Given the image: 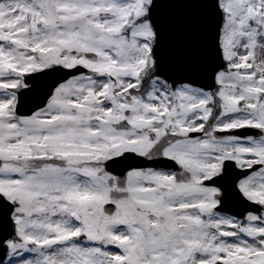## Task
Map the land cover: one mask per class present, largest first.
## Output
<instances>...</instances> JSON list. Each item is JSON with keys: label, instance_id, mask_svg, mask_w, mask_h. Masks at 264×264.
Returning <instances> with one entry per match:
<instances>
[{"label": "snow or ice", "instance_id": "obj_1", "mask_svg": "<svg viewBox=\"0 0 264 264\" xmlns=\"http://www.w3.org/2000/svg\"><path fill=\"white\" fill-rule=\"evenodd\" d=\"M0 264H264V0H0Z\"/></svg>", "mask_w": 264, "mask_h": 264}]
</instances>
